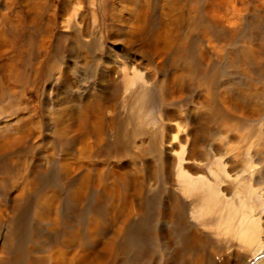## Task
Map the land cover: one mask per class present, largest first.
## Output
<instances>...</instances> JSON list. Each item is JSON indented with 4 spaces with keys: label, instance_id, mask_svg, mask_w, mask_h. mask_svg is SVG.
Masks as SVG:
<instances>
[{
    "label": "bare ground",
    "instance_id": "6f19581e",
    "mask_svg": "<svg viewBox=\"0 0 264 264\" xmlns=\"http://www.w3.org/2000/svg\"><path fill=\"white\" fill-rule=\"evenodd\" d=\"M100 1L107 5L113 46L106 58L95 10L90 20L74 0H10L17 20L7 34L8 47L17 45L24 69L5 62L6 44L0 39V74L31 85L37 68L46 65L68 88L57 98L61 106L55 144L64 150L58 168L38 164L24 185L12 190L2 182L11 211L27 223L16 227L13 245L2 244L0 263L45 264L39 254L52 249V264H118L132 243L134 219L140 217L147 220V264H246L263 250L264 220L221 202L219 190L201 175L200 166L215 161L234 172L233 158L245 153L258 160L254 167L262 165L264 173V111L258 106L250 112L238 104V113L247 116H229L223 97L214 99L222 87V67L204 63L192 44L186 51L173 47L178 30L162 26L154 42L147 43L150 0ZM193 2L206 19L201 20L225 22L217 20V0ZM171 22H177L174 15ZM228 24L233 35L242 31L236 22ZM239 56L244 75L254 77L248 72L260 66L257 73L263 76V52L245 48ZM151 63L160 74L154 83L142 71ZM29 67L31 74L26 73ZM75 70H80L73 75L76 84L70 75ZM136 82L139 87L133 91L130 86ZM189 86L204 89L203 98L197 93L185 98ZM2 91L0 83V97ZM163 99L165 116H147V104ZM135 101L141 103L139 112H132ZM9 108H0V152L21 139L7 115ZM235 132H241L239 139ZM41 138L33 137L34 144L40 146ZM1 163L9 170L10 160L3 156ZM40 178L49 188L45 192L38 188Z\"/></svg>",
    "mask_w": 264,
    "mask_h": 264
},
{
    "label": "rangeland",
    "instance_id": "374dc122",
    "mask_svg": "<svg viewBox=\"0 0 264 264\" xmlns=\"http://www.w3.org/2000/svg\"><path fill=\"white\" fill-rule=\"evenodd\" d=\"M74 1L81 6L82 9L80 10L83 13L88 14L90 20L93 11L97 12L98 20H100L98 22L102 29L101 40L107 48H104L105 50L101 54L106 58L105 52L108 50V47L111 49L112 46L108 39L109 14L106 12L107 5L100 3V0H95V5L90 4L89 0ZM217 2L218 4L215 7L216 15L219 17L217 20L225 21L221 24L211 19L208 22L203 21L206 19L200 7H197L193 0H150L148 6L146 5L149 10L147 43L148 41L150 43L154 42L158 32H161L162 26L178 30V37H175L177 40L174 39L173 47L186 51L187 46L192 44L194 51L198 57H201L204 63L208 62L213 67H222L219 77L222 87L220 91L217 88L214 99L221 101V97H223L221 105L229 116H247L238 113L240 111L238 104H244L246 106L245 109L250 112L253 111L254 107L258 106L264 111V73H262L263 76H260L257 73L260 71V66H255L248 72H252L254 77L244 75L242 70L243 65H241L239 56L245 48H251L264 53V0H217ZM14 7L10 0H0V39L6 44L7 51L4 53L5 62L22 71L24 68L19 61V51L16 43V47H8L10 37L7 34L11 32V24L17 20L14 10H11ZM237 9L240 10L238 11L240 12L239 18L235 15ZM103 14L106 18L103 17ZM173 15L177 18L175 24L171 22ZM229 22H236L242 31L237 35H233L228 30ZM3 28H7L8 33L5 34ZM66 49L63 50L62 54L65 58L68 57ZM233 56L236 57L235 61L231 60ZM31 71L30 67L26 69L27 74H31ZM142 71L147 74V77L151 81L153 80V83L155 82L154 80L158 81L160 78V74L152 63L151 66ZM79 72L80 70L70 71L71 79L74 82L77 80L73 78V75H79ZM12 76L10 73L2 72L0 74V83L3 87L0 97V108L10 107L7 115L11 116L14 129L18 131L19 134L17 135L21 139L20 143L12 149L0 152V206H3L2 208L5 209L4 218L0 220V253H3L1 246L4 242L7 246L14 244L16 227L21 223H27L26 218H22V215L16 216L11 211L12 200L2 190V182L8 185V189L19 188L24 185L25 178H29L30 170L34 166L41 164L56 170L63 158L61 156H64V150L57 145L55 133L57 130L56 116H58L59 107L61 106L57 103V98L68 86L56 80V77L52 75V72L46 65L39 67V69L37 68L33 78L35 82L31 85H25L21 79ZM136 83L130 86L131 90L134 91L139 87V84L137 83V85ZM183 87L185 86H181L182 89H184ZM187 91L188 94L185 98L189 94L192 97L198 94L199 99L204 96V89H196L194 91L193 87L189 86ZM82 93L83 90L79 88L78 95L82 96ZM122 95L123 93L120 92V97L123 98ZM163 102L157 100L151 105L147 104V116H165L166 111L164 107L167 106V103L165 99H163ZM139 109H141V103L135 101L134 111L132 110V112H139ZM176 113L180 114L182 112L178 110ZM63 119L59 123H62ZM259 123H262V120ZM235 133L236 138L239 139L241 132ZM35 136H42L41 140L43 139V142L40 146L34 144L33 137ZM52 144H55L54 148ZM51 145L53 149L50 147ZM241 146H243L242 143ZM252 146L259 147L263 145L255 143ZM247 147H250V144ZM3 156L6 157L8 162L10 160L9 170L6 171L1 163ZM250 158L253 161L251 167H249ZM254 159L251 154L245 155V153L239 155L237 158H233V160L237 161V169L234 172L222 170L221 165L213 161L211 164L200 166L201 175L204 176L208 183L213 184L219 190L221 202L226 205L231 204L238 209L244 208L247 213L254 214L255 218L263 221L264 173H261L260 168L262 165L254 167L258 163V160ZM19 173H22V176ZM38 180V188L41 191H47L49 189L47 184L41 178ZM225 186H228L227 191L224 189L226 188ZM57 191L60 198L65 201L64 192L60 188ZM41 201L42 199L40 198L39 205H41ZM244 203L247 207H245ZM63 211L64 208L62 206L61 213ZM134 224L137 226H134L130 233L132 235V243L126 245L124 259L119 261L120 263L118 262V264H147V220L141 222L140 217H136ZM261 229L260 240L263 242V250L254 257H249L246 264H257L264 259V226ZM88 247L89 249L93 248L91 244H88ZM53 251L52 249H48L49 254L47 250L40 252L39 255L46 259L45 264H52ZM2 253L0 254V260L3 256ZM46 255L49 256L47 257ZM127 258L128 261H126Z\"/></svg>",
    "mask_w": 264,
    "mask_h": 264
}]
</instances>
